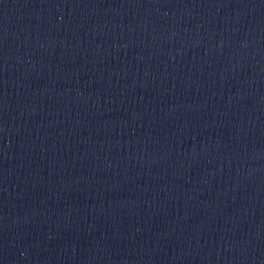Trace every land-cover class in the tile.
Masks as SVG:
<instances>
[{
  "label": "water",
  "instance_id": "1",
  "mask_svg": "<svg viewBox=\"0 0 264 264\" xmlns=\"http://www.w3.org/2000/svg\"><path fill=\"white\" fill-rule=\"evenodd\" d=\"M0 264H264V0H0Z\"/></svg>",
  "mask_w": 264,
  "mask_h": 264
}]
</instances>
